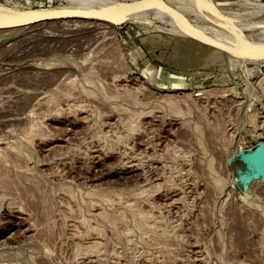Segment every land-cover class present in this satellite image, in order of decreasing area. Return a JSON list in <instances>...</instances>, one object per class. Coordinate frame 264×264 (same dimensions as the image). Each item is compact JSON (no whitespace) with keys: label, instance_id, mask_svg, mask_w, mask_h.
Masks as SVG:
<instances>
[{"label":"rangeland","instance_id":"374dc122","mask_svg":"<svg viewBox=\"0 0 264 264\" xmlns=\"http://www.w3.org/2000/svg\"><path fill=\"white\" fill-rule=\"evenodd\" d=\"M128 1L0 0L126 18L0 19V264H264V0Z\"/></svg>","mask_w":264,"mask_h":264},{"label":"water","instance_id":"95a60500","mask_svg":"<svg viewBox=\"0 0 264 264\" xmlns=\"http://www.w3.org/2000/svg\"><path fill=\"white\" fill-rule=\"evenodd\" d=\"M151 0H130L125 5V11H133L135 9H138L147 3H149ZM210 14L214 15L217 18L220 19H227V16L222 13L216 6L205 8ZM53 13H62V14H53ZM86 17V18H103L107 21H112L116 23H120L124 21L126 18L123 17L122 20L117 21L113 17L108 16L106 14H100V13H94V12H85V11H75L71 9H56V10H45L44 12L39 13H14V14H8L3 13L2 22H34L37 20H46V19H52L56 17ZM188 35L191 38L198 39L210 46H216L219 48L227 49L225 45L218 42L217 40L210 38L204 34L198 33V34H191L188 33ZM240 157L241 161L246 165V172L241 173V178H249L251 177H258L260 174L264 175V141L258 142L256 148L254 150L250 151H244L241 150L235 155H233L229 161L228 164L231 165L232 162L237 158Z\"/></svg>","mask_w":264,"mask_h":264},{"label":"snow or ice","instance_id":"6c2138e0","mask_svg":"<svg viewBox=\"0 0 264 264\" xmlns=\"http://www.w3.org/2000/svg\"><path fill=\"white\" fill-rule=\"evenodd\" d=\"M6 10L2 7H0V19H2V16H3V13L5 12ZM53 14H62V13H53ZM262 51H264V49H262Z\"/></svg>","mask_w":264,"mask_h":264},{"label":"bare ground","instance_id":"6f19581e","mask_svg":"<svg viewBox=\"0 0 264 264\" xmlns=\"http://www.w3.org/2000/svg\"><path fill=\"white\" fill-rule=\"evenodd\" d=\"M76 24H77V23H76ZM78 25H80V24L78 23ZM80 26H81V25H80ZM75 27H76V26H75ZM259 136H260V135H259ZM261 136H262V135H261ZM261 136H260V137H261ZM243 147H244V146H243ZM12 148H13V147H12ZM16 148H17V147H16ZM240 148H241V147H240ZM238 150H239V149H238ZM238 150H237V151H238ZM17 152H18V151H17ZM21 152H22V151H21ZM6 153H7V152H6ZM8 154H9V152H8ZM8 154H7V155H8ZM11 155H12V154H11ZM3 156H4V155H3ZM5 156H6V155H5ZM7 163H8V161H7ZM30 188H32V187H30ZM32 196H33V195H32ZM18 199H19V198H18ZM20 200H21V199H20ZM20 203H21V202H20ZM22 203H23V202H22ZM245 203H246V202H245ZM31 204H32V203H31ZM248 204H249V203H248ZM21 205H22V204H21ZM22 206H24V205H22ZM25 206H27V205H25ZM34 206H35V205H34ZM27 209H28V208H27Z\"/></svg>","mask_w":264,"mask_h":264},{"label":"trees","instance_id":"16d2710c","mask_svg":"<svg viewBox=\"0 0 264 264\" xmlns=\"http://www.w3.org/2000/svg\"><path fill=\"white\" fill-rule=\"evenodd\" d=\"M210 15L217 19V17H215L214 15H212V14H210ZM231 165H232V164H231Z\"/></svg>","mask_w":264,"mask_h":264},{"label":"crops","instance_id":"0c3cea01","mask_svg":"<svg viewBox=\"0 0 264 264\" xmlns=\"http://www.w3.org/2000/svg\"><path fill=\"white\" fill-rule=\"evenodd\" d=\"M235 161V160H234ZM234 161L232 162V164L234 163ZM242 173V172H241ZM240 175V174H239Z\"/></svg>","mask_w":264,"mask_h":264}]
</instances>
